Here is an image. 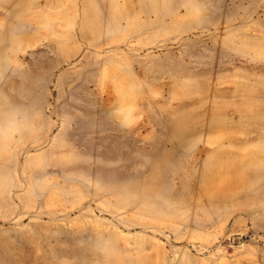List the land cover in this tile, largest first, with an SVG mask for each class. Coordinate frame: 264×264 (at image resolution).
<instances>
[{
    "label": "rangeland",
    "instance_id": "rangeland-1",
    "mask_svg": "<svg viewBox=\"0 0 264 264\" xmlns=\"http://www.w3.org/2000/svg\"><path fill=\"white\" fill-rule=\"evenodd\" d=\"M0 264H264V0H0Z\"/></svg>",
    "mask_w": 264,
    "mask_h": 264
},
{
    "label": "bare ground",
    "instance_id": "bare-ground-1",
    "mask_svg": "<svg viewBox=\"0 0 264 264\" xmlns=\"http://www.w3.org/2000/svg\"><path fill=\"white\" fill-rule=\"evenodd\" d=\"M243 180V169L240 163L231 158H213V165L205 170L201 181L204 186L211 190L214 196L224 197L225 190L236 181Z\"/></svg>",
    "mask_w": 264,
    "mask_h": 264
}]
</instances>
